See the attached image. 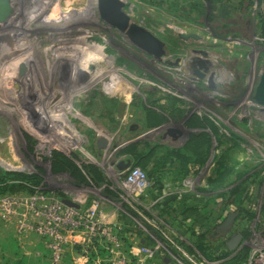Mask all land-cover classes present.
<instances>
[{
	"label": "rangeland",
	"instance_id": "rangeland-1",
	"mask_svg": "<svg viewBox=\"0 0 264 264\" xmlns=\"http://www.w3.org/2000/svg\"><path fill=\"white\" fill-rule=\"evenodd\" d=\"M15 1L40 9L19 14L23 33L0 20L16 35L0 32L1 171L26 175L23 191L94 205L143 264H264V0H122L160 58L92 0ZM192 49L220 66L214 87L186 71ZM0 264L46 262L0 228Z\"/></svg>",
	"mask_w": 264,
	"mask_h": 264
},
{
	"label": "built area",
	"instance_id": "built-area-1",
	"mask_svg": "<svg viewBox=\"0 0 264 264\" xmlns=\"http://www.w3.org/2000/svg\"><path fill=\"white\" fill-rule=\"evenodd\" d=\"M35 6L15 9L7 19L22 11L31 16L40 9ZM76 204L68 205L51 192L5 193L0 195V226L11 228L18 247L46 264H143L126 252L118 223L106 221L94 205ZM96 246L105 255L91 259L88 250Z\"/></svg>",
	"mask_w": 264,
	"mask_h": 264
},
{
	"label": "water",
	"instance_id": "water-1",
	"mask_svg": "<svg viewBox=\"0 0 264 264\" xmlns=\"http://www.w3.org/2000/svg\"><path fill=\"white\" fill-rule=\"evenodd\" d=\"M97 11L100 17L109 25L117 28L139 48L145 50L149 54L160 58L163 51V43L144 27L131 21L129 15L125 12V3L122 0H96ZM11 14V8L7 0H0V20ZM178 37L187 42L189 39L199 40L200 36L196 33L177 31ZM192 56L185 64L188 74L197 78H206L209 86L214 87V82H218L221 77L220 66L217 67L213 63L212 54L203 49H192ZM215 65V66H214ZM254 98L256 101L264 105V68L260 76L259 82L255 88ZM64 202L71 206L77 204L69 199Z\"/></svg>",
	"mask_w": 264,
	"mask_h": 264
},
{
	"label": "bare ground",
	"instance_id": "bare-ground-1",
	"mask_svg": "<svg viewBox=\"0 0 264 264\" xmlns=\"http://www.w3.org/2000/svg\"><path fill=\"white\" fill-rule=\"evenodd\" d=\"M8 2H9V5H10V7L14 10V11H16L15 10V2H13L12 0H7ZM47 1H49V0H47ZM86 2H85V6H86V8L88 7V5H89V1L90 0H85ZM124 2V1H123ZM50 3V2H49ZM125 3V2H124ZM97 1L96 0H92V5H93V8H94V10H96L97 9ZM50 5V4H49ZM91 5V4H90ZM92 9V8H91ZM91 9H89V10H91ZM47 10V9H46ZM53 10V9H52ZM51 10V11H52ZM88 10V9H87ZM37 11V10H36ZM92 11H93V9H92ZM38 13V12H37ZM91 13V12H90ZM42 14V13H41ZM44 14V13H43ZM48 14V13H47ZM49 14H52L51 12L49 13ZM23 16V15H22ZM25 16V15H24ZM29 17V16H28ZM32 18V17H31ZM47 18V17H46ZM48 19V18H47ZM51 19V18H50ZM21 19H20V16H19V14L14 18V24L12 25V27L13 26H19L18 28L20 29V31L22 30V32H20V33H23V30H24V28H23V23L21 24L20 21ZM46 20V19H45ZM11 21H13V20H11ZM29 21H30V17H29ZM31 21H34V19H32ZM4 22V21H3ZM27 22V21H26ZM4 23H1V25H3ZM12 24V23H11ZM26 24V23H25ZM28 25V24H27ZM5 27V26H4ZM43 27V26H42ZM8 28H10V27H8ZM14 28V27H13ZM13 28H10V29H12V30H14ZM17 28V27H16ZM10 29L9 30H7L6 32L4 31V32H2V31H0L2 34H4V33H6V34H8L10 37H11V40H12V38L14 39V38H16L15 36V34L12 32V31H10ZM16 31V30H15ZM14 31V32H15ZM38 31V30H37ZM18 32V31H17ZM182 32V31H181ZM18 35H22V34H19L18 33ZM23 36H25V35H23ZM23 42V41H22ZM20 43V44H23V43ZM35 42H37L36 40H35ZM25 44V43H24ZM27 45V44H26ZM65 46L67 45V44H64ZM18 43L16 44V47L18 48ZM28 46V45H27ZM22 48H24L25 46H21ZM27 48V47H26ZM30 49H31V47H30ZM13 50V49H12ZM19 51H20V49H18V50H16V53H19ZM26 53V52H25ZM27 55V54H26ZM24 57V56H23ZM24 61V60H23ZM26 61V60H25ZM29 61V60H28ZM53 61V60H52ZM30 62V61H29ZM27 63V62H26ZM24 66H25V64H24ZM26 69H31V68H35V66L33 65V64H28V65H26ZM25 69V68H24Z\"/></svg>",
	"mask_w": 264,
	"mask_h": 264
},
{
	"label": "trees",
	"instance_id": "trees-1",
	"mask_svg": "<svg viewBox=\"0 0 264 264\" xmlns=\"http://www.w3.org/2000/svg\"><path fill=\"white\" fill-rule=\"evenodd\" d=\"M69 166H70V164H69ZM71 167L76 170V168L73 165H71ZM25 179H28V177L24 174H21V173L15 172V171L4 173L0 169V180L7 182L5 184L7 188L2 189L1 190L2 192L6 191V189L11 190L12 192H5V193H13V192H18V191H23V190H21V188H23V186H24L23 181Z\"/></svg>",
	"mask_w": 264,
	"mask_h": 264
},
{
	"label": "crops",
	"instance_id": "crops-1",
	"mask_svg": "<svg viewBox=\"0 0 264 264\" xmlns=\"http://www.w3.org/2000/svg\"><path fill=\"white\" fill-rule=\"evenodd\" d=\"M0 228L8 230V231L12 234V237H13L15 243H16V246L18 247V243H17V240L15 239V237L13 236V231H12V229H11V228H6V227H4V226H0ZM18 249L20 250V252H21L22 255L27 256V257L29 256V255L26 254V253L24 252V250H22L20 247H18Z\"/></svg>",
	"mask_w": 264,
	"mask_h": 264
}]
</instances>
